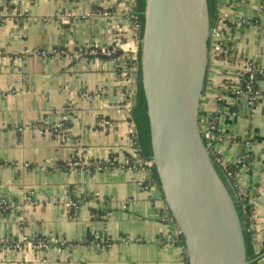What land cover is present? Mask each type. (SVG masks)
<instances>
[{
  "label": "crops",
  "instance_id": "crops-1",
  "mask_svg": "<svg viewBox=\"0 0 264 264\" xmlns=\"http://www.w3.org/2000/svg\"><path fill=\"white\" fill-rule=\"evenodd\" d=\"M0 1V199L13 203L0 209V264H188L167 235L177 224L161 193L143 189V169L124 166L133 121L117 104L134 84L116 67L122 52L138 51L129 0ZM263 1L219 0L226 22L238 25L229 27L231 54L211 56L202 101V112L215 111L217 94H225L218 149L230 164L244 163L237 180L251 194L257 251H264V74L261 111L252 114L234 94V72L249 62L264 68ZM93 44H116L120 52L89 60L76 54ZM37 48L50 57L26 54ZM56 48L68 55L54 54ZM64 109L71 116L66 137L33 126ZM68 203L80 207L74 217ZM25 236L50 246L16 247Z\"/></svg>",
  "mask_w": 264,
  "mask_h": 264
},
{
  "label": "water",
  "instance_id": "water-1",
  "mask_svg": "<svg viewBox=\"0 0 264 264\" xmlns=\"http://www.w3.org/2000/svg\"><path fill=\"white\" fill-rule=\"evenodd\" d=\"M213 33L207 0H146L137 45L152 160L160 179L157 190L182 232L189 264H249L235 201L206 146L201 123ZM132 72L134 107L135 65Z\"/></svg>",
  "mask_w": 264,
  "mask_h": 264
},
{
  "label": "built area",
  "instance_id": "built-area-1",
  "mask_svg": "<svg viewBox=\"0 0 264 264\" xmlns=\"http://www.w3.org/2000/svg\"><path fill=\"white\" fill-rule=\"evenodd\" d=\"M1 5H2V2L0 1V6ZM262 7L264 8V1H263ZM128 16L132 23V30L134 33L133 40L138 44L141 42L140 35H141L142 28H141V23L139 22V19H138V15L135 13V0H129ZM226 20H227V17L223 14H220L219 26L215 30H213L215 33L212 34V56L219 55V53L223 51L225 45H228L230 41L228 37L230 36L229 27L232 28L234 25H238L236 22L233 24H229L226 22ZM4 21L5 20L2 18V14L0 13V24L3 23ZM243 21L240 22L239 24L243 23ZM119 52L120 51L116 44L113 46H99V45L93 44L85 50L78 51L76 54L77 55L82 54L84 58L89 60L91 58H97V57H113L115 54H118ZM53 53L61 54L65 56L68 55V51L66 49L56 48L53 50ZM26 54H32V55H37L40 57L47 58V57H50L51 52H49L46 49L37 48V49H34L33 51H28V52L26 51ZM22 57L23 56H20L19 58L21 59ZM135 58H136V53H133V52L123 53L122 52L119 55V63H117V67H116V70L118 71L119 76L123 78L126 82H129V84H134V73L135 72H132V69H133L132 60ZM234 73H235L234 75L239 79V84L238 86H236L234 90V94L238 98L243 97L246 99L248 111L250 113L256 114L260 112L261 111L260 98L263 96V93L258 86V79L260 75L264 74V68L256 62H249L247 65V68L244 71L239 70V71H235ZM226 87L227 86H225V88ZM99 92H100L99 90H95L93 96H99L100 95ZM216 104H217V108L215 111L202 112V116H201L202 129L205 132L204 139H206V146L208 150L210 151L211 156L218 163H220V165L225 169V171L230 176V178L235 181V187L238 191V196L241 199V201L242 202L249 201L252 204L251 194L248 188L240 184L237 180L240 167L241 165L243 166L244 163H242V161H239V163L236 165L238 170L233 171L232 170L233 165L228 162V160L223 156L220 149H218V145H220L221 142L224 140L223 133L219 127V119L223 114L227 113L228 111V109L226 110L225 94L223 93L217 94ZM117 107L127 109L129 112V115H131V111L133 107V90L132 89L129 90V98L126 101L119 102L117 104ZM230 110L232 109L230 108ZM234 113L235 112H233V114ZM70 118L71 116H70L69 111L64 109L59 112L49 114V115H46L45 117H42L33 126H36L37 128L39 127V129H43L44 131H52L58 137L64 138L67 136V133H68L67 123L69 122ZM108 123L109 122H107V124ZM129 133H130V146H129L130 153L128 156H126V162H125L126 165L124 166H129L134 169H143L147 173L146 179L144 180L143 185H142L143 189L148 190V191H158L157 185L153 182V179H152V173H153L152 169L154 166V161L152 159H144L140 156V148L138 145V132L136 131V126L133 122H131ZM115 161H116V158H110L108 160V164L113 165ZM98 163H99L98 169L100 171L106 170V165H104L101 162H98ZM71 164L73 166H77L80 163L72 162ZM27 201L32 202L33 200L29 196L27 197ZM10 207H13V203L10 200L6 198L0 199V209L5 211L9 209ZM67 207H68V213L70 214L71 209H72V203H68ZM171 219H173L172 215H171ZM249 219L251 221V229H252L255 223V219H256V213H255L254 207L252 208V210H250ZM167 235H169V239L171 240L173 244L178 245L183 248V245L181 244L182 232L178 226H176L173 229H169ZM99 238L100 237H97L96 239L99 240ZM54 242L58 244L60 243L58 240H54ZM101 242H103L102 246H105L108 244L109 241L108 239L102 238ZM21 243L22 245L17 244L16 247L22 248V247H25V245H33L38 248H48L50 246V243H48L47 240H44L36 236H25L22 239ZM97 244L100 245V243H97ZM262 260H264V256Z\"/></svg>",
  "mask_w": 264,
  "mask_h": 264
},
{
  "label": "trees",
  "instance_id": "trees-1",
  "mask_svg": "<svg viewBox=\"0 0 264 264\" xmlns=\"http://www.w3.org/2000/svg\"><path fill=\"white\" fill-rule=\"evenodd\" d=\"M209 6V13H210V21H211V28L215 30L219 26L220 21V11H219V0H207ZM146 7V0H135V13L138 15L139 22L141 23V38L143 36V27H144V11ZM210 47V59L212 56V41H209ZM231 54L229 49V44L225 45L222 52L219 53L218 56L225 58L227 55ZM133 65L138 68V78H137V85H138V93H137V105L132 107L131 111V120L135 124L137 131H138V145L140 148V156L144 159H152L153 151H152V144H151V132H150V122L148 116V105L146 101V96L144 92L143 82H142V71H141V49L139 48L136 53V58L132 60ZM257 87V86H256ZM205 143H206V139ZM214 161V158H213ZM215 166L225 182L226 186L229 189L230 194L232 195L235 206L241 221V225L243 228L244 239H245V247H246V257L249 264H261L262 258L264 256V251H257L255 245L252 240V229H251V221L249 219L250 210L253 208V204L249 201L242 202L238 196V191L235 187V181L228 177L226 171L220 166L216 161H214ZM233 171H237V166H232ZM152 179L153 182L160 186V179L158 176V172L156 170L155 165L152 169ZM160 192V191H158ZM162 198L164 199V195L160 192ZM165 200V199H164ZM80 207H72L70 215L74 217ZM170 212V210H169ZM171 213V212H170ZM181 244L184 248V253L188 262L187 253H186V244L185 239L182 235L181 237ZM189 264V262H188Z\"/></svg>",
  "mask_w": 264,
  "mask_h": 264
}]
</instances>
